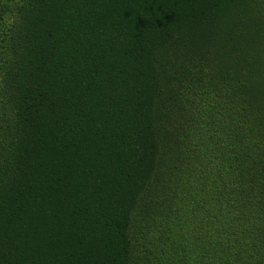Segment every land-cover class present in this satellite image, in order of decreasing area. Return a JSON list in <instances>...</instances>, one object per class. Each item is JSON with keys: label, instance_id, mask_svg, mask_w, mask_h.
<instances>
[{"label": "trees", "instance_id": "trees-1", "mask_svg": "<svg viewBox=\"0 0 264 264\" xmlns=\"http://www.w3.org/2000/svg\"><path fill=\"white\" fill-rule=\"evenodd\" d=\"M0 264H264V0H0Z\"/></svg>", "mask_w": 264, "mask_h": 264}]
</instances>
